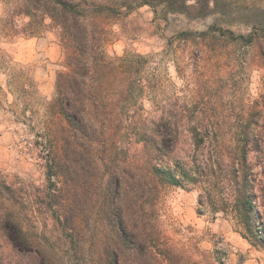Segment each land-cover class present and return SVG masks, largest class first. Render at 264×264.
I'll return each instance as SVG.
<instances>
[{
	"label": "trees",
	"instance_id": "1",
	"mask_svg": "<svg viewBox=\"0 0 264 264\" xmlns=\"http://www.w3.org/2000/svg\"><path fill=\"white\" fill-rule=\"evenodd\" d=\"M162 1L172 6L175 0ZM18 3L19 15L48 18L58 29L65 71L56 76L55 93L46 110L51 121L39 137L53 186L48 197L56 204L55 218L76 252H81L83 243L95 247L98 260L93 264H206L170 243L160 228L155 203L167 187L199 189L201 206L208 205L214 215L233 217L250 241L264 247L262 219L256 209L260 197L264 199V131L250 126L254 119L239 140L233 128L227 131L220 124L225 117L215 113L173 106L161 107L153 117L139 115L134 109L137 102L155 87L144 66L150 57L131 51L122 56L106 52L111 38L118 36L113 24L125 17L123 9L126 14L132 11L128 0ZM212 28L180 36L209 47L221 40L216 34L226 43L254 42ZM16 66L0 51V75L8 78L7 69L13 82L27 84L24 71L18 72ZM6 83V92L11 93L12 84ZM0 94L7 96L1 86ZM130 147L135 150L131 157ZM115 150L123 153L114 155ZM99 174L106 180L98 197L100 220L92 225L90 210L77 212L72 206L86 202L84 193ZM23 201L26 193L0 177V239L12 248L16 264H57L32 238L31 227L24 223ZM7 260L0 254V264H14L11 257Z\"/></svg>",
	"mask_w": 264,
	"mask_h": 264
},
{
	"label": "rangeland",
	"instance_id": "2",
	"mask_svg": "<svg viewBox=\"0 0 264 264\" xmlns=\"http://www.w3.org/2000/svg\"><path fill=\"white\" fill-rule=\"evenodd\" d=\"M19 1L0 0V51L17 64V71H24L28 80L25 85L13 82V73L7 69L8 78L0 75V86L7 94H0V177L26 193L21 205L23 215L27 211L24 223L57 264H93L91 261L98 260L96 248L83 243L81 252H76L69 234L55 218L56 204L48 197L53 186L47 178L46 153L39 137L51 121L46 110L55 93L56 76L65 71L58 29L48 18L19 15ZM128 1L132 11L126 14L123 9L125 17L113 24L118 36L111 38L106 52L122 56L131 51L150 57L144 66L147 79L155 87L137 102L134 109L139 115L153 117L161 107L175 106L222 115L225 119L220 124L227 131L233 128L239 140L251 119L254 122L250 126L263 133L264 0H175L172 6L162 0ZM212 27L250 37L254 42L226 43L216 34L221 40L209 47L180 36L183 32H209ZM6 82H13L11 93L6 92ZM134 153L130 147L128 156ZM101 175L87 189L88 194L84 193L86 202L72 206L77 212L90 210L92 225L100 220L98 197L106 180ZM200 193L199 189L177 187L161 191L155 205L160 228L170 243L206 264H264V247L250 241L233 217L214 215L208 205L201 206ZM261 198L256 209L264 235ZM12 252L0 239V254L16 264Z\"/></svg>",
	"mask_w": 264,
	"mask_h": 264
}]
</instances>
